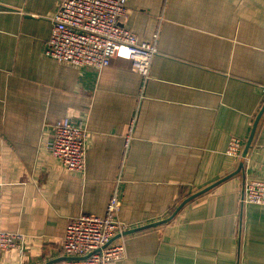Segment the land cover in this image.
<instances>
[{"label":"crops","instance_id":"crops-1","mask_svg":"<svg viewBox=\"0 0 264 264\" xmlns=\"http://www.w3.org/2000/svg\"><path fill=\"white\" fill-rule=\"evenodd\" d=\"M61 1L0 0V230L24 236L0 264H62L69 219L114 192L117 264H264V206L241 202L264 181V0H127L120 24L155 39L146 80L127 47L102 69L46 56ZM62 117L85 126L83 172L47 149Z\"/></svg>","mask_w":264,"mask_h":264},{"label":"built area","instance_id":"built-area-1","mask_svg":"<svg viewBox=\"0 0 264 264\" xmlns=\"http://www.w3.org/2000/svg\"><path fill=\"white\" fill-rule=\"evenodd\" d=\"M127 0H62L51 18L52 26L46 42L45 55L57 62L74 66L106 67L121 47L130 51L131 69L146 80L156 54L155 39L139 41L133 31L120 24ZM155 38V37H154ZM129 134L131 129L128 130ZM86 129L69 117L57 119L47 149L69 171L85 168ZM126 146L129 136L125 139ZM242 141L231 137L226 154L238 159ZM243 204L264 206V181L244 180L241 192ZM121 202L114 192L103 216L82 213L66 224L62 249L66 259L62 264H117L125 256L123 239H114L125 231L119 219ZM24 236L19 232L0 230V251L23 252Z\"/></svg>","mask_w":264,"mask_h":264},{"label":"water","instance_id":"water-1","mask_svg":"<svg viewBox=\"0 0 264 264\" xmlns=\"http://www.w3.org/2000/svg\"><path fill=\"white\" fill-rule=\"evenodd\" d=\"M252 136V135H251ZM251 136L249 137L247 143H246V150L248 149L249 145H250V141H251Z\"/></svg>","mask_w":264,"mask_h":264}]
</instances>
